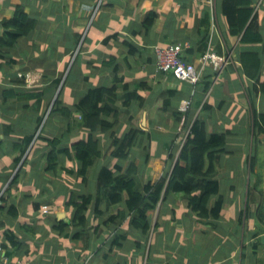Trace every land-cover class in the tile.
<instances>
[{
  "label": "crops",
  "instance_id": "1",
  "mask_svg": "<svg viewBox=\"0 0 264 264\" xmlns=\"http://www.w3.org/2000/svg\"><path fill=\"white\" fill-rule=\"evenodd\" d=\"M103 1L0 0V23L18 6L36 23L11 48H0V264H264V134L254 126L258 120L264 129V0H216L217 31L204 0H108L101 9ZM57 21L65 35L53 39ZM70 32L77 36L69 41ZM177 43H187L188 62L198 65L210 43L229 64L211 85L214 72L205 65L193 87L156 69L154 46ZM39 49L46 59L57 57L47 73L27 60ZM60 85L66 112L43 135L46 110L32 124L26 107L41 101L23 95L49 90L52 99ZM96 88L113 89L103 103L113 111L104 118L106 132H91L77 109ZM185 99L192 103L185 127L197 120L207 136L224 137L213 155L218 191L200 217L191 203L199 185L189 196L163 188L142 218L148 199L140 205L127 191L112 198L101 181L128 176L147 197L145 188L167 177L179 156ZM127 134L133 144L116 158L114 141ZM90 137L100 156L82 176L71 152ZM26 138L30 146L16 162ZM82 197H89L83 226L74 223L73 205Z\"/></svg>",
  "mask_w": 264,
  "mask_h": 264
},
{
  "label": "trees",
  "instance_id": "2",
  "mask_svg": "<svg viewBox=\"0 0 264 264\" xmlns=\"http://www.w3.org/2000/svg\"><path fill=\"white\" fill-rule=\"evenodd\" d=\"M226 10L233 9L230 2L225 4ZM248 12L245 15L248 16ZM230 19H236L237 15H230ZM155 15L150 14L146 21V27H149L154 21ZM35 21L25 13L21 7H17L13 15L7 20H3L0 23V48H11L18 39L27 36L35 28ZM235 32H240L237 29ZM211 85V80H210ZM209 84H206L205 91L207 92ZM113 93V89L96 88L91 89L88 94L77 105V109L83 114L86 127L91 131L106 132L111 128V124L107 119H104L112 111V108L108 104H104V98L106 95ZM38 102L41 100V95L37 94ZM102 116V118H101ZM182 116H180L181 119ZM186 119V117H185ZM260 119H264L261 116ZM186 122V121H185ZM255 130L257 129L258 135L264 134V129L260 125L258 120L254 123ZM185 125L182 126V129ZM30 140L26 138L21 143L20 156L15 160L18 162L28 147L30 146ZM223 136H207L204 125L200 124L197 120L192 123L190 127V133L183 143L179 156L170 172V174L161 178L157 183L152 186H147L145 190L150 194L144 197L133 190L132 180L128 176H120L112 178L107 170L103 172L105 175H109L111 178L101 181V185L110 187L111 197L113 193L127 191L132 201L145 205L146 200H149L148 211H140L139 216L146 218L147 214H152L155 206L160 200V195L165 188V192L180 193L189 196L197 189L196 185H199L201 195L191 198L192 208L198 213L200 217H207L208 211L206 205L210 198L218 191L217 182L212 176L214 171V160L217 152L221 151L224 146ZM117 149L115 151V157L121 158L125 156L129 146L133 144V134L126 135L123 140L114 141ZM100 156V152L97 148V143L90 137L87 141H77L73 145L71 157L80 163L79 175L85 176L89 166ZM216 161V160H215ZM18 180L17 175L12 180L11 185ZM9 188H7L8 191ZM133 203L132 209H137L138 204ZM89 204V197H82L79 202L74 203V223L77 225H84L85 212ZM141 222L138 221V226ZM147 227L144 229L146 231Z\"/></svg>",
  "mask_w": 264,
  "mask_h": 264
},
{
  "label": "built area",
  "instance_id": "3",
  "mask_svg": "<svg viewBox=\"0 0 264 264\" xmlns=\"http://www.w3.org/2000/svg\"><path fill=\"white\" fill-rule=\"evenodd\" d=\"M208 5L209 12L211 13L212 24L211 28L217 31L218 25L216 21V0H204ZM188 48L187 43H177L166 46H154V52L156 54V69L158 71H164L171 73L177 80L186 82L191 86L195 87L200 81L202 76V69L205 65L209 64L214 72L212 82H216L222 70L227 64L229 59L224 55H218L211 50L209 43L207 50L200 57L198 65L186 61L183 58V52ZM191 99L182 100L179 104V111L183 115L182 126L185 125V117L188 111L191 109ZM181 118V119H182ZM187 125L183 130V141L185 142L186 137L190 133V127ZM182 147V146H181ZM16 264H23L17 262Z\"/></svg>",
  "mask_w": 264,
  "mask_h": 264
},
{
  "label": "rangeland",
  "instance_id": "4",
  "mask_svg": "<svg viewBox=\"0 0 264 264\" xmlns=\"http://www.w3.org/2000/svg\"><path fill=\"white\" fill-rule=\"evenodd\" d=\"M106 1H103L101 3V9L105 8L106 5ZM97 9H95V11L93 12L92 16H95ZM57 26H56V32L53 33V35L51 36L53 39L59 38L60 35L63 36V34L65 35V29L63 30L62 24L60 21H57ZM64 25V24H63ZM65 26V25H64ZM87 31V30H86ZM45 33L40 32V35ZM91 33L97 35L99 32L95 29H91ZM39 35V36H40ZM77 35L73 34L72 32H70V35L67 36L68 40L70 41L71 39L75 38ZM86 36V32L83 34V38ZM83 41V39H82ZM82 41H80V44H82ZM63 45V44H62ZM56 47V46H55ZM58 53L59 51H61V48H58ZM37 52V54L35 53L34 55H30V57H28V61L30 63V66L34 69H42L41 71H45L46 73L50 70V67L53 66L54 61L56 60V58L54 59H49V58H45V51L42 50H35ZM78 67L75 66L72 70L71 75H73V77H77L78 75ZM211 83H215L212 82ZM55 87V85H54ZM62 89V85H60L57 88V91L54 95V97L51 99V95L49 94V90H42L41 91V103L40 105L38 103H31L30 106H27L26 108H31L30 111L32 114H35L34 119L32 120V124H34L37 121V118L40 114V111H42V106H44V109L46 110V113L44 114V110L41 113L40 119H39V131H41V133L43 135H47L48 133H50V131L57 125H61L60 120L62 118V115L65 114V110L62 111V107H63V102H64V94L65 93H61ZM40 93V92H38ZM38 93H25L23 95V97L26 98H32L34 99L35 102H38ZM61 93V94H60ZM29 94H32L31 97H29ZM58 100L54 103L55 99ZM72 98H74V95L72 94ZM47 107V109H46ZM44 114V115H43ZM41 120V121H40ZM31 125H29L28 130L26 132H28L31 129Z\"/></svg>",
  "mask_w": 264,
  "mask_h": 264
},
{
  "label": "water",
  "instance_id": "5",
  "mask_svg": "<svg viewBox=\"0 0 264 264\" xmlns=\"http://www.w3.org/2000/svg\"><path fill=\"white\" fill-rule=\"evenodd\" d=\"M262 239H264V236L262 237Z\"/></svg>",
  "mask_w": 264,
  "mask_h": 264
}]
</instances>
